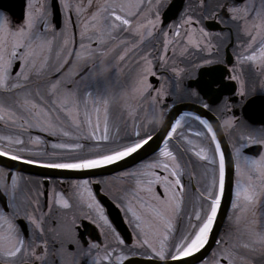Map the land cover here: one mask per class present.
<instances>
[{
    "label": "snow or ice",
    "instance_id": "6c2138e0",
    "mask_svg": "<svg viewBox=\"0 0 264 264\" xmlns=\"http://www.w3.org/2000/svg\"><path fill=\"white\" fill-rule=\"evenodd\" d=\"M82 261L264 264V0H0V264Z\"/></svg>",
    "mask_w": 264,
    "mask_h": 264
},
{
    "label": "water",
    "instance_id": "95a60500",
    "mask_svg": "<svg viewBox=\"0 0 264 264\" xmlns=\"http://www.w3.org/2000/svg\"><path fill=\"white\" fill-rule=\"evenodd\" d=\"M2 2L7 4L8 0H2ZM250 154H255L254 150ZM45 171H47V170L46 169H42V168H40L38 166L32 168V174L33 175H39L40 173H43ZM233 175H234V165H233L232 169L229 172V181L226 184L225 195H224L223 201H222V208H221L220 215L218 217L217 233L219 232V228H222V226H223V223L225 221V218L227 216V212H228V209H229V206H230V199L232 197V190H233V185H234ZM107 209L110 211L109 205H108Z\"/></svg>",
    "mask_w": 264,
    "mask_h": 264
},
{
    "label": "flooded vegetation",
    "instance_id": "af4514ba",
    "mask_svg": "<svg viewBox=\"0 0 264 264\" xmlns=\"http://www.w3.org/2000/svg\"><path fill=\"white\" fill-rule=\"evenodd\" d=\"M228 56L232 59H234V56H232V50L229 49L228 50ZM113 64H115V62H112ZM122 76H123V72H122ZM121 77V75H120ZM122 78V77H121ZM152 82L158 87L159 84L157 82V78H152ZM235 180H236V177H235V172H234V187H233V192H234V188H235ZM101 197H103L107 202H108V205L110 207V211H112L113 215H115V212H116V209L114 208V206L112 205V203L110 202V200L107 198V197H104L103 194H101ZM85 223H87V221H85ZM121 230L125 232V235L128 234V232H130V229H127L125 230V226L122 225L121 227ZM82 264H86V261H82Z\"/></svg>",
    "mask_w": 264,
    "mask_h": 264
},
{
    "label": "rangeland",
    "instance_id": "374dc122",
    "mask_svg": "<svg viewBox=\"0 0 264 264\" xmlns=\"http://www.w3.org/2000/svg\"><path fill=\"white\" fill-rule=\"evenodd\" d=\"M70 35H71V33H70ZM78 38H79V37H78ZM112 62H116L114 57L112 58ZM123 71H126V69H124ZM123 71H121V72L119 73V75H121L122 78H123V76H122V72H123ZM114 75H115V73H114Z\"/></svg>",
    "mask_w": 264,
    "mask_h": 264
}]
</instances>
